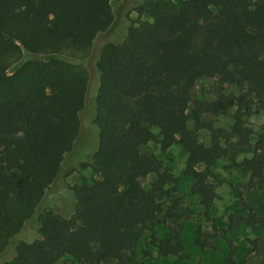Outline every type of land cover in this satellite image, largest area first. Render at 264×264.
I'll list each match as a JSON object with an SVG mask.
<instances>
[{
	"label": "trees",
	"instance_id": "obj_1",
	"mask_svg": "<svg viewBox=\"0 0 264 264\" xmlns=\"http://www.w3.org/2000/svg\"><path fill=\"white\" fill-rule=\"evenodd\" d=\"M122 1L0 0V260L16 242L2 264H130L147 232L161 257L182 258L180 228L156 234L173 218H162L163 201L178 180L143 149H184L185 175L210 219L212 169L230 157L234 139L240 150L252 145L244 116L264 108V0H148L136 12L150 21L131 22L123 41L97 52V38L115 26L112 4ZM202 79H217L215 100H195ZM193 102L211 117L235 109L230 131L190 118ZM89 103L98 149L91 161H75L81 182L64 192L63 163ZM231 161L264 183V136L253 158ZM53 190L73 206L68 214L47 205ZM196 243L209 246L200 229ZM224 264H239L231 241Z\"/></svg>",
	"mask_w": 264,
	"mask_h": 264
},
{
	"label": "rangeland",
	"instance_id": "obj_2",
	"mask_svg": "<svg viewBox=\"0 0 264 264\" xmlns=\"http://www.w3.org/2000/svg\"><path fill=\"white\" fill-rule=\"evenodd\" d=\"M146 1L148 0H123L112 4L115 26L109 34L97 38L95 44L97 52L103 42L113 40L120 43L123 41L131 22H137L140 19L150 21L148 16L140 18L136 12V8ZM219 88L217 79L199 80L194 85L195 100L213 101ZM225 91L236 95L240 93L232 84H227ZM259 108L255 106L251 113L244 116L247 125L253 130L252 145L240 150L236 146L237 139H234L230 145L224 142V147L228 145L231 150L230 157L220 159L212 169L210 182L216 186L218 198L212 206L210 219L205 218L201 200L192 192L193 180L185 175L188 155L184 149L177 145L167 147L161 142L151 143L143 149V152L156 155L162 161L164 169L171 172L178 180L177 192L163 201L162 218L164 219L169 212L173 218H166V224L157 227L156 234L159 239H164L173 229L180 228L184 257H161L158 248L151 243L152 234L147 232L132 255L133 260L130 264H224L229 252L230 241L236 248V259L239 264L242 262L264 264V183L253 179L250 173L244 172L231 161L232 157H235L239 163L253 158L256 144L264 136V108ZM92 112V104L89 103L80 116L81 132L74 150L67 155L63 163L64 192L81 182V176L75 169V161H91L98 149L99 131L91 122ZM187 114L190 118L201 115L203 119L212 121L216 128L230 131L235 122L236 110L218 117H211L200 111L193 102L189 105ZM189 126L194 129L192 121ZM155 132L159 133L158 130ZM198 134L203 144H210L208 131H200ZM88 177L92 179L93 175L89 174ZM155 179L156 176L151 175L144 179L142 184L148 188ZM54 194L55 190L50 192L47 205L54 211L68 214L73 206L63 203V200H60L61 197L58 194L54 196ZM231 219L234 221L232 227ZM249 221L253 223V226ZM199 229L202 231V239L206 240L209 245L204 249L199 248L196 243L199 238ZM21 237L25 239V236ZM15 243L0 260V264L12 258ZM58 264L74 263L72 259L66 258Z\"/></svg>",
	"mask_w": 264,
	"mask_h": 264
}]
</instances>
